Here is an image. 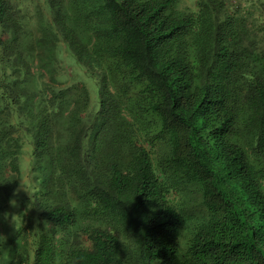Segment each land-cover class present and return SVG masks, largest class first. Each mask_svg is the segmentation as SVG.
Returning a JSON list of instances; mask_svg holds the SVG:
<instances>
[{"label":"trees","instance_id":"obj_1","mask_svg":"<svg viewBox=\"0 0 264 264\" xmlns=\"http://www.w3.org/2000/svg\"><path fill=\"white\" fill-rule=\"evenodd\" d=\"M0 264H264V0H0Z\"/></svg>","mask_w":264,"mask_h":264},{"label":"rangeland","instance_id":"obj_2","mask_svg":"<svg viewBox=\"0 0 264 264\" xmlns=\"http://www.w3.org/2000/svg\"><path fill=\"white\" fill-rule=\"evenodd\" d=\"M75 78H76L77 80L82 81V83H84V85H85V86L88 88V90H89V94H90V98H91L92 103H93V104L96 103V100H97V87H96V85H95V83H94V80L91 79V78H89V77H86V76L84 75V73H82V70H78L77 75L75 76ZM28 147H29V145L26 144L24 149L28 151V149H29ZM23 160H25V162L22 163V164H27L26 161H28V156L26 155V156L23 158ZM24 169H25V168H24ZM25 176H26V175H25ZM25 176H23L24 179H25ZM22 189L24 190V183H23V184H19V187H18V190H17V191H18L19 193H22V192H23Z\"/></svg>","mask_w":264,"mask_h":264}]
</instances>
